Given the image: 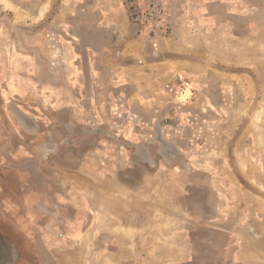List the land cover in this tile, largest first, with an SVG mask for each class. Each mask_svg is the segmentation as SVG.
<instances>
[{"label": "rangeland", "instance_id": "1", "mask_svg": "<svg viewBox=\"0 0 264 264\" xmlns=\"http://www.w3.org/2000/svg\"><path fill=\"white\" fill-rule=\"evenodd\" d=\"M146 1L0 0V264H264V0Z\"/></svg>", "mask_w": 264, "mask_h": 264}, {"label": "crops", "instance_id": "2", "mask_svg": "<svg viewBox=\"0 0 264 264\" xmlns=\"http://www.w3.org/2000/svg\"><path fill=\"white\" fill-rule=\"evenodd\" d=\"M139 76H141V75H139ZM201 78L203 80L202 76H201ZM127 80L130 81L132 79L129 78ZM138 80L141 81L140 78H138ZM197 86L200 87L199 90L196 89ZM197 86L195 87L193 85V83H189L186 88H187L188 92H190V91L192 92V90H193V94L195 92V96H198L199 98L200 97L203 98L204 94H202L201 92H204L205 84L202 81V83L200 85H197ZM221 111L223 112V114L227 113V111L225 112L224 110H219L220 113H221ZM201 112L203 115V117L201 118V122H202L201 124H208L207 120H205V118H204L205 116H207V114H203L205 111H201ZM193 115H195V114H191L188 117H186L187 120L189 119V122H187L189 126H190V123L197 122L196 120L194 121L191 119L190 116H193ZM219 120H221V118ZM190 128L192 129L193 126H190ZM224 169L226 170L225 167H224ZM233 175L235 177H237L235 174H233ZM169 222H172V219H170ZM97 223L98 222H96V224ZM157 224H160V223H157ZM106 226L108 227V226H110V224L109 225L107 224ZM108 230L109 229L107 228L106 231H108ZM228 232H229L230 238L235 240V234H233L234 228H229ZM157 234H155L152 241L146 246V249L149 250V254H148L149 257H151V258L153 257L155 259L158 258L161 260H162V258H167V260L160 261L157 264H174V263L180 262V260H182V258L188 257L190 252H189V246L186 242L187 240H183L182 237L179 236L178 234H177V236L169 235V237H166V239L163 240L160 236L158 237ZM87 235H88V237H86ZM93 235L85 233L82 236V240L80 241V242H84L85 245H82V247H80L79 251H77V252H79L80 256H83V253H84V256H86V257L90 256V258L93 260V262H91V264H124L125 260L133 258V257L135 258V253L131 249L130 241H126V239H122L121 241H118L117 246H118V248L121 249V255L119 256V252H116L115 254L111 255V254H109V252L107 250L103 249L101 247V245H99V247H98V245L96 244V241L98 240V237L100 236V233H96ZM104 235L106 236L107 234H104ZM239 239H240V237H238V239H236V240H239ZM250 239H252V236H250ZM82 248H83V250H82ZM242 254L243 253L241 251L235 250V254L233 256L236 258H241Z\"/></svg>", "mask_w": 264, "mask_h": 264}, {"label": "built area", "instance_id": "3", "mask_svg": "<svg viewBox=\"0 0 264 264\" xmlns=\"http://www.w3.org/2000/svg\"><path fill=\"white\" fill-rule=\"evenodd\" d=\"M161 9L160 0H147L138 14V20L149 26L152 32H156L164 25Z\"/></svg>", "mask_w": 264, "mask_h": 264}, {"label": "bare ground", "instance_id": "4", "mask_svg": "<svg viewBox=\"0 0 264 264\" xmlns=\"http://www.w3.org/2000/svg\"><path fill=\"white\" fill-rule=\"evenodd\" d=\"M3 1H5V3H6V0H3ZM39 8H40V7H39ZM39 8H36V10H38ZM43 10H44L43 8L39 9V10H38V14H37V16H35V18H38L39 16H41L42 13H43ZM36 12H37V11H36ZM36 12H35V13H36ZM31 15H33V14L29 13V14L26 15V16H29V17H30ZM26 18H27V17H26ZM35 18H34V20H35ZM30 19H31V17H30ZM32 20H33V19H32ZM260 113H261V111L259 110V111L257 112V114L260 115ZM257 114H256V115H257ZM253 239H254V238H253ZM254 240H255V239H254ZM263 254H264V253H263Z\"/></svg>", "mask_w": 264, "mask_h": 264}]
</instances>
